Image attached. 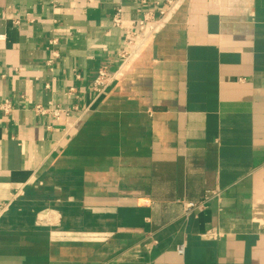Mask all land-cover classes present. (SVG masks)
Listing matches in <instances>:
<instances>
[{"label":"crops","instance_id":"obj_1","mask_svg":"<svg viewBox=\"0 0 264 264\" xmlns=\"http://www.w3.org/2000/svg\"><path fill=\"white\" fill-rule=\"evenodd\" d=\"M145 1L0 0V264H264V0H184L97 92Z\"/></svg>","mask_w":264,"mask_h":264},{"label":"built area","instance_id":"obj_2","mask_svg":"<svg viewBox=\"0 0 264 264\" xmlns=\"http://www.w3.org/2000/svg\"><path fill=\"white\" fill-rule=\"evenodd\" d=\"M184 0H165L166 6L162 9H158L156 12L152 10H144L143 17L139 19H132L126 21L122 17V10L118 11L113 16V23L115 26L121 28L126 35V45L119 52V60L121 62L119 68L110 73L107 65L103 64L99 67L96 78L94 79V89L102 93L109 88L113 82L119 79L124 74L123 68L139 56L142 49L148 44V42L157 34L159 28L166 22L169 15L176 13L181 7ZM142 4H146L145 0H142ZM127 23V24H126ZM56 43V41H52ZM75 88L69 90V94H72ZM13 109V103L10 99L0 101V111L9 114ZM35 111L41 116H51L56 120H60L63 116H70L72 109H64L60 105L49 103V105L37 104ZM75 109V107H74ZM219 196L218 191H213L207 198ZM198 205L195 203H189L186 205L187 210H191ZM204 236L217 237L214 231H208ZM183 247L179 248V252L183 253Z\"/></svg>","mask_w":264,"mask_h":264}]
</instances>
